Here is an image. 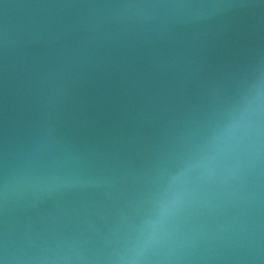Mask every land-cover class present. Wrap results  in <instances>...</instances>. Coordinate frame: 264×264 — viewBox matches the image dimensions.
I'll use <instances>...</instances> for the list:
<instances>
[{"label":"water","instance_id":"obj_1","mask_svg":"<svg viewBox=\"0 0 264 264\" xmlns=\"http://www.w3.org/2000/svg\"><path fill=\"white\" fill-rule=\"evenodd\" d=\"M0 264H264V0H0Z\"/></svg>","mask_w":264,"mask_h":264}]
</instances>
